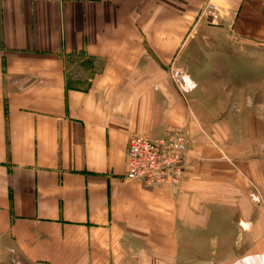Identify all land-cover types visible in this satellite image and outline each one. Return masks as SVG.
<instances>
[{"label":"crops","instance_id":"0c3cea01","mask_svg":"<svg viewBox=\"0 0 264 264\" xmlns=\"http://www.w3.org/2000/svg\"><path fill=\"white\" fill-rule=\"evenodd\" d=\"M208 3L218 26L200 17ZM213 29L264 45V0H0V264L175 263L232 199L252 241L228 264H264L262 211L169 79ZM183 128L177 187L123 178L130 136Z\"/></svg>","mask_w":264,"mask_h":264},{"label":"rangeland","instance_id":"374dc122","mask_svg":"<svg viewBox=\"0 0 264 264\" xmlns=\"http://www.w3.org/2000/svg\"><path fill=\"white\" fill-rule=\"evenodd\" d=\"M188 45L183 65L169 67V79L180 94L172 78L174 70L197 78L194 88L180 96L192 106L198 135L205 137L219 156L237 165L246 184V201L262 211L264 235V45L239 40L217 29L190 38ZM179 132L189 140L186 166L190 132L183 128L148 137L159 139ZM240 207L234 199L216 204L208 230L184 234L181 255L170 264H228L243 254L251 244L252 233L248 221L245 226L239 222L238 213L244 212H238ZM12 259H4L3 264H15ZM161 260L152 251L148 256H122L113 264H160Z\"/></svg>","mask_w":264,"mask_h":264},{"label":"built area","instance_id":"2783aa9c","mask_svg":"<svg viewBox=\"0 0 264 264\" xmlns=\"http://www.w3.org/2000/svg\"><path fill=\"white\" fill-rule=\"evenodd\" d=\"M200 17L206 18L211 26L219 24V10L213 3L206 4ZM172 78L181 95L195 86L180 70H174ZM188 142L187 136L181 132L159 139L148 135L131 136L126 149L123 178L137 180L145 188L177 187L185 174L184 157Z\"/></svg>","mask_w":264,"mask_h":264},{"label":"bare ground","instance_id":"6f19581e","mask_svg":"<svg viewBox=\"0 0 264 264\" xmlns=\"http://www.w3.org/2000/svg\"><path fill=\"white\" fill-rule=\"evenodd\" d=\"M195 84V83H194ZM241 225H244L245 226V223H241ZM250 226V225H249Z\"/></svg>","mask_w":264,"mask_h":264}]
</instances>
